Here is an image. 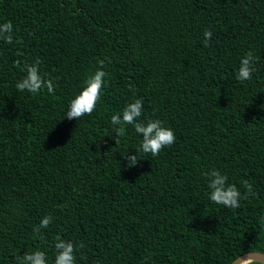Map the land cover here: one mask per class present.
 Returning <instances> with one entry per match:
<instances>
[{
	"label": "trees",
	"instance_id": "16d2710c",
	"mask_svg": "<svg viewBox=\"0 0 264 264\" xmlns=\"http://www.w3.org/2000/svg\"><path fill=\"white\" fill-rule=\"evenodd\" d=\"M6 21L0 264L37 250L54 264L57 236L77 246L76 264H231L264 252V0H0ZM249 51L256 71L241 84ZM17 59H39L54 94L17 91ZM99 60L96 110L65 119ZM137 98L140 119L161 120L176 141L127 167L142 138L128 126L116 142L110 118ZM213 169L240 189V208L210 201ZM244 181L256 196L244 198ZM48 215L41 239L33 229Z\"/></svg>",
	"mask_w": 264,
	"mask_h": 264
},
{
	"label": "clouds",
	"instance_id": "9594fccd",
	"mask_svg": "<svg viewBox=\"0 0 264 264\" xmlns=\"http://www.w3.org/2000/svg\"><path fill=\"white\" fill-rule=\"evenodd\" d=\"M204 46H210L212 33L205 30ZM15 35L13 25L10 21L0 24V42L11 45L14 43ZM256 58L251 51L247 52L241 58L235 79L243 84L245 81L251 80L253 73L256 71L254 64ZM109 63L111 61H108ZM39 59L32 63L22 62L17 59L14 61L16 67H21L25 73L23 78L15 84V88L19 92H27L32 95H37L46 90L48 94H54L57 85L53 78H45L40 74ZM105 60L98 61V68L94 74L89 75L83 81L82 90L72 99L65 113L67 120H79L83 116H90L97 107L101 99L102 90L105 88V77L107 73L103 70ZM143 100L137 98L128 103L118 115H112L110 124L116 137V142L126 134V129L131 126L134 132L140 136L141 142L136 150V155L126 156L128 161L127 167H135L138 162L137 154H151L152 157L159 156L160 152L173 145L176 141L175 134L171 128L163 126L159 119L142 121L140 117L143 114ZM207 179V187L210 190L209 199L217 205H221L229 209H238L241 207L242 193L234 184L228 183V176L220 171L213 169L204 174ZM243 188L245 189V197L256 196L257 193L253 190V185L244 181ZM264 220V216L261 217ZM53 218L48 215L41 219L38 227L33 229V232L40 236L41 229H47L52 223ZM84 243L79 244V248L83 249ZM55 257L54 264H76L77 246L71 242L56 237L54 244ZM16 264H47L46 254L43 251H34L25 253L16 257ZM232 264H264V252H248L245 256L234 258Z\"/></svg>",
	"mask_w": 264,
	"mask_h": 264
},
{
	"label": "water",
	"instance_id": "95a60500",
	"mask_svg": "<svg viewBox=\"0 0 264 264\" xmlns=\"http://www.w3.org/2000/svg\"><path fill=\"white\" fill-rule=\"evenodd\" d=\"M248 253V252H247ZM247 253H244V254H242V255H240V256H245V255H247ZM232 264V263H231Z\"/></svg>",
	"mask_w": 264,
	"mask_h": 264
}]
</instances>
